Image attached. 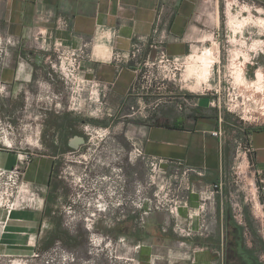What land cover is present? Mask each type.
<instances>
[{
	"label": "crops",
	"instance_id": "obj_1",
	"mask_svg": "<svg viewBox=\"0 0 264 264\" xmlns=\"http://www.w3.org/2000/svg\"><path fill=\"white\" fill-rule=\"evenodd\" d=\"M209 2L211 0H0V37L13 41V56L6 62L0 60V85L10 86L18 95L23 93L29 106L33 100L52 101L50 108L41 109H59L61 94L52 91L57 82L56 72L52 61L46 60L47 55L41 52L44 50L41 45L46 47L39 39V32H43L50 37V42L56 40L70 48H80L89 42V56L83 61L85 78L101 85L93 94L88 88L82 103L110 100L123 109L126 102L143 91L138 90L136 62H116L114 52H129L139 37L158 36L155 33L158 29L166 40L157 48L147 46L143 59L155 62L160 48L170 56L186 59L196 47L203 45L202 42L208 45L210 35L214 37L202 27L209 26L213 20L219 23V9L216 7L215 13L211 11ZM61 16L67 18L68 26H58ZM186 96L184 93L177 100H184ZM206 96L203 93L199 97V108L192 113L180 103L175 105L173 115L162 113L157 123L147 119L139 143L148 156L164 159L159 180L167 179L182 186V192L188 196V206L181 208L178 222L198 229L206 218L210 231L205 237H182L187 239L186 250L182 239L173 242L175 249H183L180 251L157 249L155 254L147 250L135 264H264V125L242 130L252 152L245 164L249 172L238 173L235 170L237 146L227 130L233 125L231 115L210 106ZM6 143L7 146L0 144V168L10 169L19 163L21 152L9 148L12 147L11 137ZM54 165L55 156L37 152L24 168L22 181L36 196L29 205L18 206L10 212L5 230L0 234L4 254L36 255L48 242L49 237L44 236L46 192ZM185 168L204 172L185 177L181 174ZM26 191L22 190L23 200ZM203 191H213L214 196L206 202L205 210L200 211ZM157 213L166 216L164 212ZM166 213L170 220L165 221L164 230L171 227L170 222L176 221ZM197 244L203 248L193 250L192 246Z\"/></svg>",
	"mask_w": 264,
	"mask_h": 264
},
{
	"label": "rangeland",
	"instance_id": "obj_2",
	"mask_svg": "<svg viewBox=\"0 0 264 264\" xmlns=\"http://www.w3.org/2000/svg\"><path fill=\"white\" fill-rule=\"evenodd\" d=\"M208 6L214 13L216 7L219 9V23L213 20L209 26H202L214 37L210 35L208 45L202 42L203 45L190 54L211 48L215 63L209 79L186 78L187 65L192 62L190 54L180 69L174 64L167 65L163 109L158 116H149L156 101L147 97L141 99V95L126 102L123 109L115 102L99 99L96 103H82L81 100L80 109L76 110L71 103L70 84L55 69L57 82L52 91L61 94L59 109H41L50 108L49 102L52 101L33 100L29 106L23 93L18 95L10 86L0 85L1 140L11 137L12 147L9 148L21 153L30 152L33 157L37 152L55 156L53 177L46 192L44 233L45 237L54 239V245L42 248L32 256H10L0 248V264H135L147 250L153 253L157 249L183 250L174 248L173 242L181 241L182 236L175 231L173 222H170V228L163 229L165 221L170 220L166 211H158L164 212V217L157 212L149 216L144 214L146 206L143 201L146 196L154 198L152 188L159 182L161 186V172L151 162L131 154L134 145L139 143L143 127L134 122L149 119L156 123L162 113L173 115L175 105L180 103L192 113L199 108V97L204 93L210 106L231 115L233 125L227 130L234 144L240 139L248 144L242 130L264 125V80L255 83L258 70L264 74V0H211ZM233 17L244 21L240 27V24H232ZM12 44V40L1 37L0 49L3 51H0V60L3 62L13 56ZM41 52L47 55L46 60L54 61L52 52ZM241 67L244 78L237 79L236 71ZM142 69L139 73L141 83L145 80L143 75L149 74L148 68ZM184 93L188 95L187 100H177ZM189 103L195 104L194 107ZM134 110L137 115L124 117L125 113ZM73 134L86 138L81 151L67 147ZM138 174H142V180L138 179ZM151 176H154V183L149 185ZM126 180L130 181L127 192L124 191ZM12 185L7 178H1L0 234L5 230L9 209L29 205L36 196L30 188L23 187L17 192ZM23 189H27L25 200L22 198ZM99 192L103 193L108 205L102 211L94 206L97 197L93 193ZM120 194L126 195L130 201L127 205L118 204L124 201ZM19 198L23 201L17 205ZM115 198L118 199L115 201ZM91 213L94 215L90 216ZM183 242L187 243V239H182ZM197 245L192 249L201 247ZM183 247L188 249L187 244ZM132 257L134 259H130Z\"/></svg>",
	"mask_w": 264,
	"mask_h": 264
},
{
	"label": "built area",
	"instance_id": "obj_3",
	"mask_svg": "<svg viewBox=\"0 0 264 264\" xmlns=\"http://www.w3.org/2000/svg\"><path fill=\"white\" fill-rule=\"evenodd\" d=\"M57 23L60 27L68 26V20L64 16L59 17ZM155 33L159 35L153 38L139 37L138 40L133 43L132 49L129 52L116 51L113 54V59L119 63H131L132 61H135L138 67L136 70L139 73L141 72V68H148L149 74H145V80H143V83L138 80V90L142 89V93H144V89H146V93H149L148 91L150 84L155 85V90L158 84L159 89H163L165 79L167 77V74H165L167 65L174 64L176 69H180L184 63L182 58L170 56L164 48H160L158 58L155 60V62L151 61L149 58L143 59L142 55L147 46L157 48L166 40V36L163 33L160 34L158 29H155ZM39 34V39H41V42L46 44V47L41 45V48L50 51L55 55V59L52 61L53 69L63 75V77L66 79V82L70 84V88L73 93L71 97L72 105L76 110L80 109L81 100L84 99L82 97L83 92L87 90L88 87L91 89L98 88L99 90L101 85L98 81H89L85 78L83 61L89 56L88 47L90 43L86 42L80 48L75 49L63 46L56 40H54V42H50V40H48L50 37L43 35V32H39ZM0 51H3L2 48ZM152 67L156 68L155 71H153ZM90 98L92 99V96H90ZM140 98L143 99V96ZM160 101H163L164 103L163 98H160ZM189 105L194 107L195 104L189 103ZM131 108L134 109L135 107L131 106ZM214 134L217 135L218 132H215ZM6 140L7 137H5L3 141L0 138V142H3L5 145ZM242 140L243 139L236 140L235 142L237 146V164L235 165V170L238 173L246 174L249 171L247 168H245V164L246 162L248 163L247 160L249 153L252 152V146L250 142H248V144H244ZM133 153L139 157H142L146 161L151 162L160 172H162V163L164 162V159L148 156L145 154L144 147L141 143L134 145V150L131 154ZM32 159L33 155L30 152L19 153V163L16 166L10 169L0 168V181L2 177L7 178V180L13 184V190L16 189L17 192L21 191L23 187L28 188L24 185L22 177L24 174L25 165L30 163ZM203 172V170L198 168H185L182 170L181 174L185 177H188L191 173L203 174ZM153 177L154 176H151L149 185L154 183ZM161 183V186L160 182L157 183L158 189L156 192H154V198L148 196L145 197L143 201V205L146 206L144 208V214L148 215L152 212L166 211L176 219L174 223V229L182 237L191 238L193 236H207L210 228L206 218L202 219L198 229H193L188 225L178 222L177 220L181 208L188 206V196L182 192L183 187L177 186L175 183H172L167 179L161 180ZM32 194H34V192H32ZM213 196V191L201 192V197L204 203L201 205L200 211L205 210L206 202L208 200H212ZM140 206L143 207L142 204ZM12 209L13 207L9 209V212H11ZM4 224H6V222ZM182 244H185V242ZM202 248L203 247L201 246L198 249Z\"/></svg>",
	"mask_w": 264,
	"mask_h": 264
},
{
	"label": "bare ground",
	"instance_id": "obj_4",
	"mask_svg": "<svg viewBox=\"0 0 264 264\" xmlns=\"http://www.w3.org/2000/svg\"><path fill=\"white\" fill-rule=\"evenodd\" d=\"M239 18V17H238ZM247 18V17H246ZM245 19V18H244ZM259 19V18H258ZM262 21V20H261ZM232 24H240L238 25L239 27L241 26L242 22H244L243 20H238L236 17H233L232 19ZM235 30V29H234ZM1 39V37H0ZM235 39V38H234ZM237 40V39H236ZM255 46V44H254ZM253 46V47H254ZM257 46V45H256ZM252 47V48H253ZM256 49V48H255ZM214 55H213V52L211 50V48H204L202 49V51H200V53H194V54H191L189 56V59L192 61L189 63L188 68H187V72H186V78H190L192 76H197L199 81L200 80H203V81H207L209 79V76L212 72V67L215 63V59H214ZM189 60V61H190ZM188 62V61H187ZM199 63V64H198ZM235 72V71H234ZM237 72V79L238 78H244L243 77V69L241 67L240 70L236 71ZM264 78V74L261 70H258V72L256 73V81L255 83H261L263 82L262 80ZM240 81V80H239ZM253 82V81H252ZM260 85V84H259ZM255 86L257 87V84H255ZM261 86V85H260ZM260 88V87H258ZM95 91L98 92V88H93L92 90V94L93 93H96ZM93 96V95H92Z\"/></svg>",
	"mask_w": 264,
	"mask_h": 264
},
{
	"label": "flooded vegetation",
	"instance_id": "obj_5",
	"mask_svg": "<svg viewBox=\"0 0 264 264\" xmlns=\"http://www.w3.org/2000/svg\"><path fill=\"white\" fill-rule=\"evenodd\" d=\"M144 68V67H143ZM143 69L141 68V71H142ZM145 76V74L143 75V77ZM145 78V77H144ZM153 86H154V84H150V87H149V93H139V95H141V96H143V98H145V97H147L148 99H154V101H156V105H155V107L153 106L152 108H151V110H150V115L149 116H151V115H154V114H156L157 116L159 115V113L161 112V110L163 109V101L161 102L160 101V98H163V89H159V84L157 85V88H156V90H155V92L153 91ZM155 96V97H154ZM153 102H151V104H152ZM134 115H137V111H132V112H129V113H125L124 114V117H131V116H134ZM128 120V119H127ZM145 122V123H144ZM152 122H154V121H152ZM138 127H141V126H144L145 124H146V121H143V120H141V119H136V121L134 122ZM157 123V122H156ZM75 135H79V134H75ZM75 135H73V136H75ZM72 136V137H73ZM85 137V136H84ZM139 139H141V137H139ZM86 142V141H85ZM83 144H85V143H83ZM83 144H81L78 148H74L73 146H71L70 144H69V141H67V147L68 148H71L72 150H74V151H81V146L83 145ZM138 179H140V180H142V174H138ZM130 185V181L128 182V180H126V185H125V192H127V188H128V186ZM144 188H147V186L146 187H144ZM152 189H154V192H156L157 191V189H158V185L156 184L155 186H153V188ZM108 194H112L113 195V193H109L108 192ZM93 195H96V197H97V199H95V207H96V209L97 210H100V211H102V210H105V209H107V207H108V205H107V203H106V199H105V196L103 195V193H93ZM92 195V196H93ZM121 196H123L122 194H120ZM123 198H124V201L123 202H120V203H118L119 205L120 204H128L129 202H128V200H127V197H126V195L125 196H123ZM116 199H118V198H115V201H116ZM102 200L103 201H105V202H102ZM94 215V213H91V215L90 216H93Z\"/></svg>",
	"mask_w": 264,
	"mask_h": 264
},
{
	"label": "water",
	"instance_id": "obj_6",
	"mask_svg": "<svg viewBox=\"0 0 264 264\" xmlns=\"http://www.w3.org/2000/svg\"><path fill=\"white\" fill-rule=\"evenodd\" d=\"M86 138L83 135H75L69 140V144L74 148H78L81 144L85 143Z\"/></svg>",
	"mask_w": 264,
	"mask_h": 264
},
{
	"label": "trees",
	"instance_id": "obj_7",
	"mask_svg": "<svg viewBox=\"0 0 264 264\" xmlns=\"http://www.w3.org/2000/svg\"><path fill=\"white\" fill-rule=\"evenodd\" d=\"M55 241L53 238H49L48 242L44 246V249L50 248L52 245H54Z\"/></svg>",
	"mask_w": 264,
	"mask_h": 264
}]
</instances>
